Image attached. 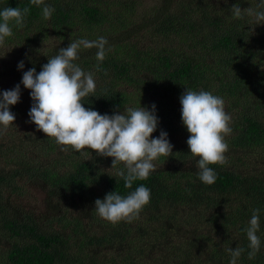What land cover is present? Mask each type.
I'll use <instances>...</instances> for the list:
<instances>
[{
    "label": "trees",
    "instance_id": "obj_1",
    "mask_svg": "<svg viewBox=\"0 0 264 264\" xmlns=\"http://www.w3.org/2000/svg\"><path fill=\"white\" fill-rule=\"evenodd\" d=\"M45 20L30 0H0L30 8L21 29L0 47V92L20 85L10 108L15 124L0 134V264H230L227 251L244 249L237 264H264V25L236 19L231 8L259 7L261 0H46ZM144 9L142 12L138 10ZM104 37L111 51L95 66L96 49H81L75 63L92 72L94 96L84 107L112 116L128 107L156 106L161 130L173 145L147 180L127 189L112 158L61 151L54 140L21 129L33 100L23 73H39L72 40ZM24 69L20 70L19 62ZM106 73V74H105ZM192 89L222 97L231 116L227 165L212 166L205 185L187 144L181 96ZM2 127V126H0ZM257 163L255 166L254 164ZM45 193V211L25 208V187ZM143 185L151 202L140 218L113 226L95 212V201ZM260 209L261 250L254 259L244 229Z\"/></svg>",
    "mask_w": 264,
    "mask_h": 264
},
{
    "label": "clouds",
    "instance_id": "obj_2",
    "mask_svg": "<svg viewBox=\"0 0 264 264\" xmlns=\"http://www.w3.org/2000/svg\"><path fill=\"white\" fill-rule=\"evenodd\" d=\"M227 2V0H225ZM30 4L42 7L45 20L51 18L55 9L46 0H30ZM259 7L264 8V0ZM234 18L245 16L254 18L257 25H264V11L249 7L241 10L239 4L231 8ZM30 8L5 7L0 10V47L6 38L13 36L12 26L23 28ZM108 40L86 38L72 40L67 48L48 59L42 70L35 68L23 73L22 84L30 90L33 105L29 111L31 123L37 131L61 146V151H75L88 159L95 152L97 156L112 158V168L123 165L117 175L124 180L127 189L133 188L135 181H144L156 171V163L161 157L173 156V145L168 134L161 130L158 138H153L159 120L156 106L151 111L146 107H128L123 113L112 116L84 107V100L96 92L95 77L85 72L79 64V52L83 49H96L95 69L102 71L101 63L111 51ZM24 69L23 61L18 65ZM106 74V73H105ZM21 99L20 85L13 90L0 92V134L7 132L15 124L16 117L10 108ZM182 121L190 133L187 140L190 153L198 158L196 167L198 177L205 185H213L217 173L212 166H225L229 145L226 137L232 134V118L225 111L222 97L209 91L187 89L181 96ZM151 202V191L140 185L126 196L117 191L95 201V212L113 226L121 222L133 223L140 218L144 208ZM260 209H253L248 226L244 229L249 241L248 258L254 259L261 250ZM231 256L230 264H237L244 249L237 246L227 250Z\"/></svg>",
    "mask_w": 264,
    "mask_h": 264
},
{
    "label": "rangeland",
    "instance_id": "obj_3",
    "mask_svg": "<svg viewBox=\"0 0 264 264\" xmlns=\"http://www.w3.org/2000/svg\"><path fill=\"white\" fill-rule=\"evenodd\" d=\"M151 4V2L153 3V0H146V3ZM144 9L138 10L139 12H142ZM23 119L24 122H19L17 125L21 128V129H27V127H30L29 121H30V117H29V111L28 112H24V115H22L21 117ZM255 166L257 165V163L254 164ZM26 189V193H27V197L20 201L21 203H24L23 205L25 206V208H36L38 212H42L45 211V200H46V195L43 192H40V190L38 188H36V186L34 185H28L25 187Z\"/></svg>",
    "mask_w": 264,
    "mask_h": 264
}]
</instances>
